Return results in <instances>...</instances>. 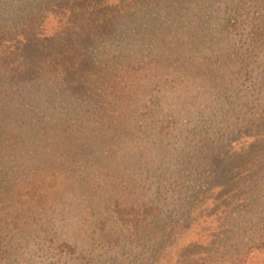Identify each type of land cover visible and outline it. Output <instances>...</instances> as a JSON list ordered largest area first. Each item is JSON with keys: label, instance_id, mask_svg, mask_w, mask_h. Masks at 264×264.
<instances>
[{"label": "trees", "instance_id": "obj_1", "mask_svg": "<svg viewBox=\"0 0 264 264\" xmlns=\"http://www.w3.org/2000/svg\"><path fill=\"white\" fill-rule=\"evenodd\" d=\"M57 14L62 21L47 25ZM219 42L231 43L229 53L212 50ZM261 51L264 0H0V264H158L173 248L172 264L264 254V90L242 102L243 93L230 100L213 88L229 63L263 86L249 68ZM168 73L181 92L203 83V102L186 110L196 149L143 141L127 155L120 140L138 136L146 116L159 133L172 134L171 122L184 130L166 90L153 94ZM131 78L135 89L116 94ZM130 162L152 188H128ZM66 189L80 195L77 207L92 196L103 204L92 208L97 255L67 233L82 210L61 198ZM55 203L65 214H46ZM204 223L202 244L178 246Z\"/></svg>", "mask_w": 264, "mask_h": 264}, {"label": "rangeland", "instance_id": "obj_2", "mask_svg": "<svg viewBox=\"0 0 264 264\" xmlns=\"http://www.w3.org/2000/svg\"><path fill=\"white\" fill-rule=\"evenodd\" d=\"M60 21L62 20L59 14H57L55 17L52 16L50 19H48L47 25H50L51 27H53ZM225 47L227 48V50H225ZM231 48H232V45L231 43H228V42H223V43L219 42V45H216V44L212 45V50H220V51H223L224 54L229 53L228 51H230ZM261 52L263 53L264 51H261ZM263 67H264V55H258L251 61L249 68L252 72H254L253 73L254 78H259L261 75V78L264 79L263 73H261L263 72V69H264ZM232 70H233V64L231 66V63H229L223 69H221L219 74L216 75L217 79L214 80L213 82V85H214L213 88H214V91L220 96H223L224 93H230L231 94L230 100H233V99H236L238 95L243 93V96H241L240 99L242 102H244L246 99L247 90H253V92L250 91V93H252L253 96H256L259 90L261 91L264 90L263 89L264 85L262 86L261 81H257L251 84L253 79L251 78L245 79L244 76H238V74ZM136 82L137 81H134V78H131V82L128 85L129 91L128 89H124V84L123 85L115 84L116 86L115 93L118 95H121L122 92H124V94L130 92L132 89H135ZM153 83L155 84V89L153 91L154 95L157 94L160 96L162 92L161 90L164 89L166 90V100L171 102V104L172 103L176 104V107H172L173 105H170L167 111L169 110L168 113L172 116V119L174 121H179L178 125H180L184 130L183 132H179L177 135L176 129H174L173 122H171L172 129L170 131H173L172 134L166 135L162 132L159 133L152 126L150 122L151 118L149 116H146V119L142 121V125L137 124V127H141L138 130L140 131V134L138 136H136V134H134L132 137L131 135H124L121 138L124 140L122 142L120 140V145L123 147L120 150L126 151L125 153L127 155L129 153H134L135 151H138L142 147L143 141H146V143L150 146L157 147L158 145H163L168 151L179 150V151L184 152V151L196 149L195 146H196V143L198 144V142L195 139L191 138L188 134L189 131L187 127H189L190 124H187L185 122L186 121V110L187 108H192L194 111H196L198 107L196 106V104L198 102H203L202 100H200V97H199V92L203 91V86H202L203 83L200 80H198L197 82L191 81L189 88L185 89V92H181L182 88L180 89V87L176 90L174 89V86H178L179 83H175V77L173 73L161 74L155 78V81ZM100 94L101 93H98L97 94L98 96H96L95 99H103L101 98ZM177 95L179 96L178 98H177ZM235 103H237L236 100H235ZM232 108H235V107L230 108L229 110L230 115L235 114ZM183 109L185 112H180ZM180 113H183L182 119L180 118ZM189 114L190 113H188V115ZM242 114L243 112L240 110L238 115L242 116ZM132 126H134L133 123H131V128ZM126 128H128L127 124H126ZM257 137L259 138L264 137V128H262L258 132ZM140 154L142 155V151L140 152ZM101 159L105 160L104 156H101ZM116 161H117L116 159H109L108 163H116ZM95 163L99 165L98 158L96 159ZM128 166L130 170H127V171H125L124 168L122 167L123 168L122 172L127 173L124 176L126 177L124 183L127 184L128 188L131 186V184H133L132 180L137 181V182L140 181V183H144L148 185L150 188H152L153 186L152 179L145 178L143 174H141L139 171H136V169H134L136 168V164L130 162ZM91 168L93 169V167ZM79 196H80L79 194L74 193L72 190L68 191V189H66L64 194L61 196L62 199H66V201H69L70 203L75 202L71 211L72 210H82L81 215L79 217L80 220L77 222V224L76 223L70 224L69 227L71 228H68L67 233L70 235L72 239L80 241L82 244H87V245L91 244V248H93L91 250L93 251L95 255H97L100 253V250H99L98 239L96 238L97 234H93L91 231L92 222H93L92 208H94L95 206H100L101 211H103V208H102L103 204L100 202L96 204L95 203L96 196H92V197H89L88 203L85 204L84 207H77L76 203L80 201ZM60 206L61 205L57 203L52 204L51 210L47 211L46 214L50 213V211L52 213V210L60 211L62 212V214H65V210L62 209ZM51 216L54 218L58 217V215H51ZM197 227L198 228L196 229L194 228L191 231H185L183 234H180L178 238V242H179L178 246L188 245L189 243L202 244L207 239V234H208V231L206 230L208 228L207 223H204L203 225H199ZM82 237L86 238L90 244L83 241ZM94 238H96L97 240L94 244H92ZM176 249L177 248H173L174 251L172 249L168 251L164 259H161L158 264H172L171 259H174L175 253L176 254L178 253ZM24 253H25L23 257L24 261L25 260H29L33 262L35 261V258L31 256L30 251H25ZM126 261H129V260H126ZM185 261L189 262V260H185ZM175 262L179 264L178 260ZM246 264H264V254L259 253V252L252 254L247 260Z\"/></svg>", "mask_w": 264, "mask_h": 264}]
</instances>
